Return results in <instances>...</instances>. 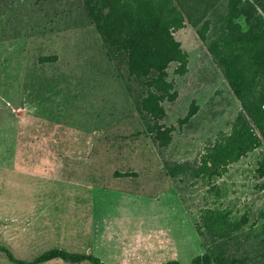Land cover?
I'll return each mask as SVG.
<instances>
[{
	"label": "rangeland",
	"instance_id": "rangeland-1",
	"mask_svg": "<svg viewBox=\"0 0 264 264\" xmlns=\"http://www.w3.org/2000/svg\"><path fill=\"white\" fill-rule=\"evenodd\" d=\"M5 1L20 20L0 25V248L25 262L62 249L106 264H188L210 245L203 218L216 212L232 223L231 254L264 264V142L220 175L196 174L241 111L192 25L215 0H180L192 24L174 37L188 68L168 70L177 98L164 103L163 123L174 129L161 152L79 0ZM47 8L59 11L54 31L29 38L22 15L42 24ZM49 50L58 63L37 64ZM164 162L183 171L171 178ZM0 264H13L1 250Z\"/></svg>",
	"mask_w": 264,
	"mask_h": 264
},
{
	"label": "trees",
	"instance_id": "trees-1",
	"mask_svg": "<svg viewBox=\"0 0 264 264\" xmlns=\"http://www.w3.org/2000/svg\"><path fill=\"white\" fill-rule=\"evenodd\" d=\"M79 2L88 26L99 39L101 53L113 64L125 87L127 97L142 122L144 134L160 152L165 150L171 142L174 128L163 123L167 115L164 103H173L177 98L174 85L168 80V70L175 64L173 73L182 76L188 68V55L174 37L186 24H192L180 0ZM0 8H3L0 9V25H11L13 21L20 20L15 14L20 10L13 11L5 0H0ZM50 9L45 10L47 19L42 24L36 23L34 17L31 20L32 11L28 16L22 15L21 20L25 21L26 17L24 28L29 38L54 31L52 24L58 20L55 16L59 11L50 14ZM206 11L203 18L192 25L241 107L231 134L216 142L200 159L196 174L210 178L220 175L228 165L264 142V0H215ZM60 13L70 15L71 12L70 9H61ZM4 16L7 17L5 24L2 23ZM15 29L21 31L22 27L14 24ZM18 40L11 37L5 42ZM52 51L40 54L36 63L56 65L59 56ZM99 140L110 141L109 138ZM164 167L171 178L183 171L182 166H170L167 162H164ZM261 173L264 175L263 169ZM117 175L136 177V174ZM203 221L202 227L211 243L188 264H246L252 260L249 256L237 258L231 254L226 241L229 240L232 223L225 216L208 212ZM197 231L204 236L201 227ZM0 250L13 264H44L54 260L69 264H106L91 254L70 253L62 249L48 250L29 262L17 260L5 248ZM164 264L181 263L169 261Z\"/></svg>",
	"mask_w": 264,
	"mask_h": 264
},
{
	"label": "crops",
	"instance_id": "crops-1",
	"mask_svg": "<svg viewBox=\"0 0 264 264\" xmlns=\"http://www.w3.org/2000/svg\"><path fill=\"white\" fill-rule=\"evenodd\" d=\"M186 25H187V24H186ZM185 28H186V27H185ZM185 28H183V29H185ZM183 29H181V30H183ZM181 30H179V31H181ZM177 32H178V31H177ZM177 32H176V33H177ZM174 35H175V34H174Z\"/></svg>",
	"mask_w": 264,
	"mask_h": 264
}]
</instances>
